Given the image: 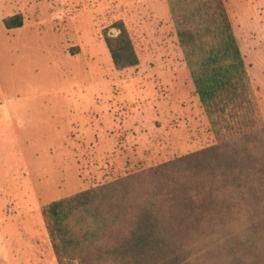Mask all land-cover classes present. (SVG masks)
I'll return each instance as SVG.
<instances>
[{
	"label": "rangeland",
	"instance_id": "rangeland-1",
	"mask_svg": "<svg viewBox=\"0 0 264 264\" xmlns=\"http://www.w3.org/2000/svg\"><path fill=\"white\" fill-rule=\"evenodd\" d=\"M224 1L264 116V0ZM216 143L168 0H0V264H59L50 203Z\"/></svg>",
	"mask_w": 264,
	"mask_h": 264
},
{
	"label": "trees",
	"instance_id": "trees-1",
	"mask_svg": "<svg viewBox=\"0 0 264 264\" xmlns=\"http://www.w3.org/2000/svg\"><path fill=\"white\" fill-rule=\"evenodd\" d=\"M168 5L217 143L50 203L59 264H264V116L225 1ZM116 26L114 65H139Z\"/></svg>",
	"mask_w": 264,
	"mask_h": 264
}]
</instances>
